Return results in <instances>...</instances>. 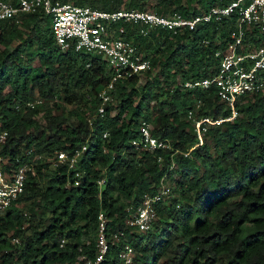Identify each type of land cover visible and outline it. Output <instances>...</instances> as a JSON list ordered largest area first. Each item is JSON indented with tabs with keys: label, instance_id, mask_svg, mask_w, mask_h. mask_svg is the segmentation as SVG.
Returning a JSON list of instances; mask_svg holds the SVG:
<instances>
[{
	"label": "trees",
	"instance_id": "1",
	"mask_svg": "<svg viewBox=\"0 0 264 264\" xmlns=\"http://www.w3.org/2000/svg\"><path fill=\"white\" fill-rule=\"evenodd\" d=\"M229 1L72 2L101 9H144L148 3L159 14L190 17ZM234 18L177 33L153 28L140 34L135 24L120 22L119 35L133 40L150 67L116 80L102 114L96 108L98 92L110 78L105 60L72 48L60 50L49 17L41 12L0 21L2 168L7 173L18 163L15 158L26 161L34 153L41 155L31 161L22 192L0 211V264H72L79 253L93 255L98 214L105 232L122 231L135 252L133 264H158L160 258L164 264H264V92L238 98L237 115L210 127L197 146L184 117L197 100L199 115L229 113L215 86L187 88L182 83L216 72L219 58L213 53L224 50ZM262 38L264 34L253 29L243 42L254 46ZM30 47L35 52L24 56ZM153 67L158 68L155 74ZM142 74L145 80L138 85ZM36 99L41 109L25 105ZM57 101L68 106L66 112H53ZM149 108L155 111L154 124ZM140 119L148 120L152 135L170 148L136 149L131 140L138 137ZM82 145L85 149L73 169L66 163L52 165L57 151L71 155ZM157 155L162 156L160 162ZM161 178L173 184L154 204L150 226H128L130 213ZM122 245V239L110 243L101 264H117Z\"/></svg>",
	"mask_w": 264,
	"mask_h": 264
},
{
	"label": "built area",
	"instance_id": "2",
	"mask_svg": "<svg viewBox=\"0 0 264 264\" xmlns=\"http://www.w3.org/2000/svg\"><path fill=\"white\" fill-rule=\"evenodd\" d=\"M41 12L49 17L50 28L56 45L60 50L72 48L74 51L100 56L105 60L110 74L109 81L98 92L100 103L97 113H103L105 102L111 100L110 89L118 79H124L132 74H139L150 67L148 58L138 52L132 39L119 35L122 31L120 22L135 24L140 34H146L153 28H165L172 33L182 28L191 30L199 23H217L234 16V25L229 31L224 50L216 49L214 57H218L216 72L210 77L185 80L182 84L187 88L216 87V93L229 110L226 116L212 117L199 115L197 110L200 101L197 100L186 110L184 117L189 121L191 132L196 141L195 146L203 142L204 135L210 127L217 126L224 121L233 119L237 115L235 103L243 95L264 92V38L256 45L243 42V36L255 29L261 36L264 34V0H230L228 3L216 4L201 13L184 17L179 12L159 14L150 9H101L89 5L76 4L69 0H0V21L15 17L20 13ZM119 27V28H118ZM204 43L208 41L203 40ZM39 99L27 101L25 105L34 106ZM90 122L91 117L87 119ZM106 132L102 134L104 137ZM5 138V132H0V145ZM131 144L138 150L156 151L167 150L169 143L158 139L151 133L148 120L140 119L138 137L131 140ZM85 149L82 145L73 154L57 151L52 158V165L66 163L73 169L74 164ZM31 150H27L26 154ZM41 155L34 153L31 160L18 162L5 172L2 168L3 158L0 155V211L6 209L10 203L22 192L27 171L32 169L31 161L40 159ZM156 160H162L157 155ZM174 163L171 161L170 168ZM75 176H79L77 171ZM77 179L74 184H77ZM103 179H98L101 184ZM168 192L165 180L161 178L152 194H144L142 203L129 215L126 224L138 229H147L155 218L154 204L164 198ZM98 225L95 236V251L91 256L79 253L72 264H101L108 252L109 244L117 239L123 240V245L117 252V264H133V250L128 242L122 238V231L105 232L104 218L98 214ZM87 242L86 238H81ZM18 242L17 238H12ZM64 240L59 241V246ZM80 250V247H78Z\"/></svg>",
	"mask_w": 264,
	"mask_h": 264
},
{
	"label": "rangeland",
	"instance_id": "3",
	"mask_svg": "<svg viewBox=\"0 0 264 264\" xmlns=\"http://www.w3.org/2000/svg\"><path fill=\"white\" fill-rule=\"evenodd\" d=\"M70 1H73V0H70ZM147 1L149 3L151 0H147ZM193 1H195V0H193ZM148 3H147V5H146V7L144 9H150L151 8ZM34 52H35V48L34 47H30V48H25L22 53H23L24 56H28V55H32ZM157 69L158 68L153 67L151 69L152 74H155L156 71H157ZM144 80H145V74L140 75L139 78H138L137 84L138 85L139 84H142L144 82ZM57 102H58V105L57 106H52L53 107L52 108L53 112L56 113V114L57 113H64V112H66V110L68 109V106L63 101H57ZM35 105L41 109L40 103H36ZM91 107H93V106H91ZM148 113L150 114L149 121L151 122V124H154V118H153L154 115H155L154 109L153 108H149L148 109ZM38 121L41 122L39 116H38ZM35 133L38 134L39 131L36 130ZM208 145H210V146L212 145L211 140H208ZM165 183H166L167 188H168V192L167 193H169L171 191L172 184H173L172 183V180H167L166 179L165 180ZM167 193L165 194L164 198L166 197V195H168ZM47 222H48V219L47 218L43 219V223L44 224H46ZM22 225H23V233H26V234L29 233V229L26 226V222H24ZM16 246L18 248V244ZM133 253L135 254L134 250H133ZM163 259L164 258H160L158 260V264H164V260Z\"/></svg>",
	"mask_w": 264,
	"mask_h": 264
}]
</instances>
